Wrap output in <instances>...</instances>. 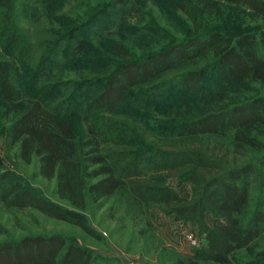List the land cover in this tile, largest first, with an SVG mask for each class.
<instances>
[{"label":"trees","instance_id":"16d2710c","mask_svg":"<svg viewBox=\"0 0 264 264\" xmlns=\"http://www.w3.org/2000/svg\"><path fill=\"white\" fill-rule=\"evenodd\" d=\"M68 3L81 9L69 12L72 28L51 43L53 52L107 9L125 24L146 19L141 0ZM17 4L39 21L49 1L0 0V12H8V18ZM169 4L186 19L190 35L140 59L126 44L113 41L115 64L88 79L97 89L78 111L79 135L68 119L72 97L59 94L60 85L44 84L47 94L21 88L16 56L0 35V134L5 132L6 149H14L22 163L33 161L39 176L53 180L59 200L1 171L0 202L6 209L32 208L97 238L86 222L88 204L114 197L137 208L153 206L204 234V244L192 255H178L174 264H264L259 243L264 236V0ZM227 6L243 8L257 22L237 35L222 32ZM69 46L72 56L84 48L81 41ZM209 71L215 83L206 90L202 78ZM167 74L176 75L181 94L195 99L167 107L159 131L140 123L133 112L117 117L126 91ZM169 178L188 183V196L168 185ZM0 264L111 262L97 259L74 237L32 234L0 243Z\"/></svg>","mask_w":264,"mask_h":264},{"label":"rangeland","instance_id":"374dc122","mask_svg":"<svg viewBox=\"0 0 264 264\" xmlns=\"http://www.w3.org/2000/svg\"><path fill=\"white\" fill-rule=\"evenodd\" d=\"M48 1L39 21H35L34 16L28 17L20 4L13 7L8 18V12L5 15L0 12V35L16 56L21 88L30 93L47 94L42 92L44 84L60 85L59 94L72 97L68 119L78 135L83 128L78 111L83 109L84 101L91 98L92 92L97 89L88 79L100 75L99 70L115 64L116 58L110 50L113 41L126 44L134 57L140 59L149 51L162 50L191 33L188 22L175 12L169 4L170 0H141L145 20H131L125 24L114 18L113 9H107L90 23L75 29L70 36L67 35L68 38L59 44V51L53 52L51 43L65 32L70 33L72 27L67 25L71 18L69 12L78 13L81 5L75 8L69 5L68 0ZM224 12L225 21L220 30L227 34L237 35L251 29L257 22L238 6H227ZM51 31L54 33L49 37ZM77 41L83 42L84 48L80 54L72 56L69 44ZM203 74L202 87L210 90L215 83L214 75L210 71ZM173 75L157 77L147 85L126 91L117 107V117L125 111L133 112L140 116V123L159 131L163 126L160 123L161 114L167 107L195 99L193 94H181L176 75ZM1 171L13 173L25 186L59 202L53 191V180L39 176L33 161L24 164L16 157L14 149H6L4 131L0 134ZM167 183L179 195L188 196V183H180L174 178H169ZM84 214L86 222L99 238L32 208L6 209L0 202V243L15 241L23 235L59 234L74 237L97 259H107L111 264H174L178 255L193 254V247L185 235L187 232L195 234V227L176 221L153 206L137 208L113 197L98 204H88ZM204 219L209 224L211 214H205ZM196 235L198 248L205 242L204 234ZM259 243L264 246V236Z\"/></svg>","mask_w":264,"mask_h":264},{"label":"built area","instance_id":"2783aa9c","mask_svg":"<svg viewBox=\"0 0 264 264\" xmlns=\"http://www.w3.org/2000/svg\"><path fill=\"white\" fill-rule=\"evenodd\" d=\"M196 237H197L196 233L193 234L191 232H187L186 235H185V238L187 239L188 243L193 248L198 246V239Z\"/></svg>","mask_w":264,"mask_h":264}]
</instances>
